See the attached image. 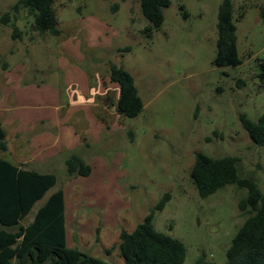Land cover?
<instances>
[{"label":"rangeland","instance_id":"obj_1","mask_svg":"<svg viewBox=\"0 0 264 264\" xmlns=\"http://www.w3.org/2000/svg\"><path fill=\"white\" fill-rule=\"evenodd\" d=\"M17 1L0 0V16L9 12L21 31L13 39L11 24L0 23V124L9 115L47 113L77 140L90 175L65 178L61 159L54 163L67 207L77 213L69 244L81 228L77 246L123 264L117 230H132L169 193L154 211V228L183 242V264L200 256L222 264L248 215L238 207L246 189L228 184L201 198L190 171L197 152L235 155L238 177L264 191V145L239 120L264 114V0H231L241 62L224 67L213 64L222 0H170L150 34L139 0H55L59 36L34 31L26 9L13 10ZM110 63L134 79L143 101L135 117L113 106Z\"/></svg>","mask_w":264,"mask_h":264},{"label":"trees","instance_id":"obj_2","mask_svg":"<svg viewBox=\"0 0 264 264\" xmlns=\"http://www.w3.org/2000/svg\"><path fill=\"white\" fill-rule=\"evenodd\" d=\"M55 0H19L13 5L26 9L32 16V28L39 34L59 36L61 30L53 5ZM143 17L148 21L149 34L164 20L163 9L170 0H139ZM231 0H222L216 22V52L213 64L217 67L236 66L241 60L236 49V27L233 23ZM0 23L11 24V38L21 37V31L11 21L9 12L0 16ZM130 46L119 48L129 51ZM108 76L118 85V97L113 103L116 112L125 117L137 116L143 101L132 75L123 66L110 63ZM243 129L256 145H264V114L256 120L239 116ZM132 139L131 131H128ZM85 145L88 143L84 140ZM8 149L6 131L0 124V264H112L77 247H68L65 238L64 193L61 187L47 192L56 184L54 173H40L13 163L4 157ZM235 155L220 157L197 152L190 177L201 198L231 184L246 189L238 207L248 215L235 232L225 251L222 264H264V191L255 182L237 175ZM65 178L88 176L90 165L78 150L63 158ZM47 195V196H46ZM29 222H24L35 203L45 197ZM164 193L132 230L121 229L118 252L123 264H183L186 249L181 240L157 231L153 224L155 210H162L169 200ZM99 228L96 229L98 233ZM109 255L110 249L105 251ZM12 261H14L12 263ZM196 264H216L200 256Z\"/></svg>","mask_w":264,"mask_h":264},{"label":"crops","instance_id":"obj_3","mask_svg":"<svg viewBox=\"0 0 264 264\" xmlns=\"http://www.w3.org/2000/svg\"><path fill=\"white\" fill-rule=\"evenodd\" d=\"M35 115L36 113L28 116L22 114L9 115L5 119V122L1 124L6 131L8 141V149L4 153V157L15 164L36 170L40 173H54V163L56 159H61L63 162V158L66 157L69 152L78 148V143L75 138L72 139L70 133H67L66 127L61 126L63 124L62 118L47 113ZM58 187H61L64 193L66 245L68 247H77L83 250L85 249L84 247L77 246L82 243L83 239L81 238L85 236V233L80 230L81 228H75V231L71 232L72 244H69V230L74 223L77 213L76 208L70 209L67 207V193L65 187L58 184L57 179L56 184L47 192V195ZM46 196L35 203L31 212L26 217L28 218L26 222L32 219L34 212L44 202ZM116 233L118 236L119 231L117 230ZM78 238L79 240L81 239V241H79ZM92 249L91 253L94 252Z\"/></svg>","mask_w":264,"mask_h":264}]
</instances>
